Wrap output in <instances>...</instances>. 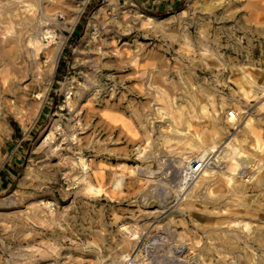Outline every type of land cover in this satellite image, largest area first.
I'll list each match as a JSON object with an SVG mask.
<instances>
[{
    "label": "rangeland",
    "instance_id": "374dc122",
    "mask_svg": "<svg viewBox=\"0 0 264 264\" xmlns=\"http://www.w3.org/2000/svg\"><path fill=\"white\" fill-rule=\"evenodd\" d=\"M0 264H264V0H0Z\"/></svg>",
    "mask_w": 264,
    "mask_h": 264
},
{
    "label": "bare ground",
    "instance_id": "6f19581e",
    "mask_svg": "<svg viewBox=\"0 0 264 264\" xmlns=\"http://www.w3.org/2000/svg\"><path fill=\"white\" fill-rule=\"evenodd\" d=\"M206 6V5H205ZM26 18V17H25ZM32 19V18H31ZM21 21V20H20ZM39 28V27H38ZM29 30V29H28ZM43 30V29H42ZM41 31V29H40ZM21 35V34H20ZM39 35V34H38ZM30 36V35H29ZM33 45V44H32ZM49 45V44H48ZM51 48V47H50ZM27 49V48H26ZM60 50V49H59ZM59 50H58V47H53L50 49V54L51 56L49 57V59L47 58V62L46 64L44 65V67L42 66V63H41V66L43 67V70H42V75L43 77L45 76H48L52 70V66H56L57 64V61H58V57H59ZM28 53V52H27ZM39 53V52H38ZM23 58H26V54H23L22 55ZM32 58V57H31ZM22 59V58H21ZM33 59V58H32ZM38 63V62H37ZM54 71V69H53ZM40 82V81H39ZM38 84V83H37ZM45 92V91H44ZM43 96V95H42ZM41 97V96H40ZM212 152V150H211ZM206 155V154H205Z\"/></svg>",
    "mask_w": 264,
    "mask_h": 264
},
{
    "label": "built area",
    "instance_id": "2783aa9c",
    "mask_svg": "<svg viewBox=\"0 0 264 264\" xmlns=\"http://www.w3.org/2000/svg\"><path fill=\"white\" fill-rule=\"evenodd\" d=\"M230 116L231 117H235V113L234 112H230ZM208 156H209V154H207L205 157H203V159L199 158V159L193 160L191 163H189V165L187 166V169H186V172H185L184 176H186L188 174L189 175V179H190V178L196 176L198 173H200L202 168L206 164Z\"/></svg>",
    "mask_w": 264,
    "mask_h": 264
},
{
    "label": "trees",
    "instance_id": "16d2710c",
    "mask_svg": "<svg viewBox=\"0 0 264 264\" xmlns=\"http://www.w3.org/2000/svg\"><path fill=\"white\" fill-rule=\"evenodd\" d=\"M60 68V66H58V69Z\"/></svg>",
    "mask_w": 264,
    "mask_h": 264
}]
</instances>
